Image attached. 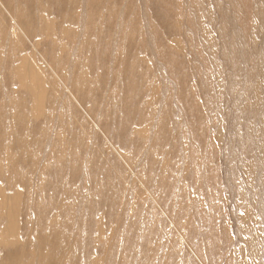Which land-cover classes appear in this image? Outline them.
Returning a JSON list of instances; mask_svg holds the SVG:
<instances>
[{
    "label": "rangeland",
    "instance_id": "obj_1",
    "mask_svg": "<svg viewBox=\"0 0 264 264\" xmlns=\"http://www.w3.org/2000/svg\"><path fill=\"white\" fill-rule=\"evenodd\" d=\"M10 3L0 0V264H40L50 229L66 224L58 264H218L210 236L217 221L227 228L228 170L240 177L248 108H258L235 78L245 61L232 64L238 3ZM242 27L255 53L264 38L249 51ZM81 72L95 106L71 95ZM243 79L260 80L264 98V74Z\"/></svg>",
    "mask_w": 264,
    "mask_h": 264
},
{
    "label": "bare ground",
    "instance_id": "obj_2",
    "mask_svg": "<svg viewBox=\"0 0 264 264\" xmlns=\"http://www.w3.org/2000/svg\"><path fill=\"white\" fill-rule=\"evenodd\" d=\"M1 1L5 2L4 5L12 8L10 0H1ZM235 1L238 3V7L240 8L241 22L239 24L237 22V20H235V22L233 24V40H234V43L236 44V52H235L234 58L232 59L233 68H236L237 66H239V64L244 63L241 61H245V67H244L245 73L244 72H243L244 74L242 73L243 77H240V75H241L240 74L239 76L238 75L235 76V78H236V80L242 79L246 83L247 90H245V91L247 92V94L253 93V95L257 98L258 108H256L257 110H253L252 106H251V108H248V107H250V105L247 107L248 108V121H247L246 126H245L246 132H245L243 154L241 153L242 154L241 156L243 157V164L241 167L242 170L240 171V174L242 176L240 175V177H238V176L236 177L239 170H237V168L235 169L233 167V165L232 166L230 165L231 168H229V170H228L230 172H229V174H227V178H226V190L228 193V197L230 198V204L228 205L229 214H228L227 228H225L223 226L219 228L218 221H217L215 226L212 229V230H216L217 232L215 231L216 234L213 235L215 232L213 233V231H212L213 234L210 236L212 245L209 244V246H210L211 255L214 258V260L217 261L218 264H220V263H224V264H264V98H263L261 88H260V80L257 83H254L251 80H247V79L244 80L243 79L246 76L248 78L252 77L253 72L256 74L257 71H258V73L260 72L261 74H264V60H263V58H264V46H261V48H258V50L255 51V53L252 52L251 54L248 55L246 53L245 42L243 41V38L247 36L248 32L245 28L242 27V23L243 24L245 23L246 25L249 26L250 35H252V36L249 38V44L247 43V48L249 51L250 50L254 51L255 41H257L258 39L261 40V38H264V30H262L259 27V23L264 22V0H235ZM17 13H18L21 21L22 20L27 21L24 18L23 11H17ZM17 18H18V16H17ZM25 25L27 26L26 22H25ZM27 28H29V27H27ZM252 44H253V46H250ZM0 49H1V47H0ZM260 50H262V51H260ZM0 53H1V50H0ZM2 59L0 58V66H4L6 64ZM52 59H55V58H52ZM57 59H59V58L57 57ZM245 59H248V61ZM59 62H60V60H59ZM246 62H249V66L246 64ZM246 68H249L250 70L248 69L249 70L248 71ZM31 71H33V70H31ZM21 73H22V70H21ZM73 77H74L73 78L74 80L70 79V81H69V85H70L69 89H70L71 95L73 97H75V99L82 106H87L94 99H95L94 102L98 101L99 95H95V97H93L89 93L90 92L89 88L92 87L91 84L89 87L86 84L88 81L84 82L85 81L84 77L86 78L87 76H83V73L82 74L79 73V75L74 74ZM24 78H26V76ZM79 78H81V79H79ZM7 81H8V78L5 77L4 83H6ZM65 81H66V79H65ZM30 86H31V83H30ZM32 87H34V86L32 85ZM26 90H28V89H26ZM32 92H34V90H32ZM14 93H16V95H17V92H14ZM30 94L32 95V93H30ZM69 95H70V93H69ZM254 96H253V98H254ZM14 97H16V96H14ZM37 97H39V96H37ZM0 99H2V98H0ZM70 102H72V101L70 100ZM91 104L94 105L95 103H91ZM18 106H19V103H18ZM39 106H38V108L40 109ZM244 106H245V104H244ZM93 108H95V107H93ZM93 108L91 110L94 114L95 110ZM23 109H25V108L23 107ZM20 113H21V111H20ZM26 115L27 114L19 115V118L24 119V116H26ZM2 119H4V118L2 117ZM244 120H246V119H244ZM100 121H101V124H103L105 126L107 131H109L110 129L108 128L107 125L104 124V121L102 119ZM117 124L118 125L121 124L119 129L123 132L128 127L127 121L119 120L117 122ZM19 126H20V129L18 130ZM16 129H17V131L21 132L24 129V126L17 125ZM163 130H164V128H163ZM233 160H234V157L231 158V161H233ZM55 162H57V161H55ZM59 162H61V161H59ZM60 168H61V166H60ZM61 170H62V168H61ZM74 172H75L74 170H71V173H74ZM58 173H59V171H58ZM147 176H150V175L148 174ZM69 187H70V185H69ZM55 189H58V188H55ZM155 189H156V186H155ZM67 190L69 191L70 188H67ZM55 195H57V194H55ZM61 195L66 200L70 199L69 193L67 191L65 193L64 192L61 193L60 196ZM65 205H67V204H65ZM70 210H72V209H70ZM55 225H57V224H55ZM61 227L64 229H67L68 225L67 224L64 226L59 225L58 228L53 227L52 229H50L52 231L51 236L46 237L47 240L44 243H41V249H39L40 250V253H39L40 254V256H39L40 264H58V263H60V262H58V260L61 261L59 258H60V255H61L63 248L66 245V241H67V235H64V233L61 232ZM48 244H49V247H48V251H47L46 249H44V246L47 247ZM192 246L194 247V249L196 250V252L200 256L205 258L206 253H205L203 244L200 245L198 243H194ZM224 251H226L227 257H226V259L223 260L222 256H223ZM64 252H67V251H64ZM23 253H24V251H23ZM64 257H65V255H64ZM21 264H22V262H21ZM63 264H64V261H63Z\"/></svg>",
    "mask_w": 264,
    "mask_h": 264
}]
</instances>
